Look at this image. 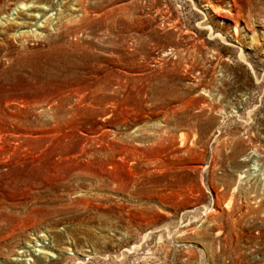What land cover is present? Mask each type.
<instances>
[{
  "label": "rangeland",
  "instance_id": "374dc122",
  "mask_svg": "<svg viewBox=\"0 0 264 264\" xmlns=\"http://www.w3.org/2000/svg\"><path fill=\"white\" fill-rule=\"evenodd\" d=\"M19 1L0 0V264H264V4Z\"/></svg>",
  "mask_w": 264,
  "mask_h": 264
},
{
  "label": "bare ground",
  "instance_id": "6f19581e",
  "mask_svg": "<svg viewBox=\"0 0 264 264\" xmlns=\"http://www.w3.org/2000/svg\"><path fill=\"white\" fill-rule=\"evenodd\" d=\"M39 1V0H38ZM263 4H264V0H260ZM34 2V0H23V1H19V3L18 4H16V5H14V11H16L17 9H18V11H17V13H16V15L17 16H20V15H22L23 13H24V11H23V9H22V6H26L27 7V5H28V3H33ZM80 3V2H79ZM206 3L207 4H205L203 7L205 8H210V9H212L213 10V8H214V5L211 3V2H209L208 0H206ZM9 4H12V3H9ZM62 5H61V7H64V8H66V3H61ZM75 5V4H74ZM6 6H9V5H6ZM28 8H33V7H27L25 10H29L30 11V9H28ZM34 8H41V7H34ZM49 8H52V6H50L49 5ZM75 8V7H74ZM12 10V11H13ZM79 9H77V8H75V11H78ZM81 10V9H80ZM79 10V11H80ZM215 11H214V13H216V14H218L219 12L216 10V9H214ZM1 11H3V13H4V10H2V8H1V10H0V12ZM61 12H63V10H60ZM72 11V10H71ZM61 12H59V16L61 15L60 13ZM6 13V12H5ZM27 15V14H26ZM30 16V15H29ZM32 16V15H31ZM30 18H32V17H30ZM35 18H36V16L34 15L33 16V20H35ZM41 19H43V18H45V13L44 14H42L41 15V17H40ZM12 21L14 22V20L12 19ZM38 23L39 22H35V23H33V26H35V27H37V29L39 28H45L47 25H49V24H51V21L49 20V19H46L45 18V20L43 21V22H40L41 24L43 23V25L44 26H40V25H38ZM11 24V23H10ZM13 24H15V25H17V26H19V27H21V28H23V27H29L31 24L29 23V22H22V23H20V24H17L16 22H14ZM19 29V28H18ZM36 29V30H37ZM36 30H30V31H26V32H21V33H19V35H18V37H22V39L23 38H28L29 36H31V37H33V38H36V37H38V33L39 32H37ZM235 31L237 32V27H235ZM237 34V33H236ZM180 138H181V141H182V139H185L184 138V136L183 135H180ZM264 181V180H263ZM264 184V183H263ZM237 190V189H236Z\"/></svg>",
  "mask_w": 264,
  "mask_h": 264
}]
</instances>
